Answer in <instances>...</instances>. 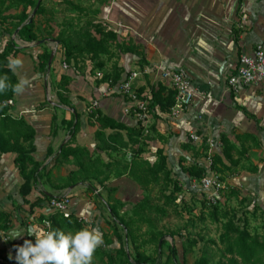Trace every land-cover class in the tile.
Masks as SVG:
<instances>
[{"label": "rangeland", "instance_id": "rangeland-1", "mask_svg": "<svg viewBox=\"0 0 264 264\" xmlns=\"http://www.w3.org/2000/svg\"><path fill=\"white\" fill-rule=\"evenodd\" d=\"M24 6L28 7L26 14ZM40 8L45 9L42 15L37 14ZM249 13L263 25L264 0H29L4 14L8 21L0 23V57L4 58L0 67L11 70L12 75L0 70V77H6L10 85L28 79L30 86L42 90L45 103L33 101L31 106L49 105L50 99L68 107L64 101L69 102L66 95L72 92L73 79L67 89L60 88L50 80L54 67L58 68L60 82L63 75L71 74L82 79L85 86L90 84L94 91L106 87L111 97H120L119 85L127 70L141 72L149 90L166 91L164 81L160 80L162 70H186L199 82V88L195 85L194 88L200 100L183 109L181 119H173L171 109L152 112L150 123L145 125L128 116L135 124H125L127 130H106L104 137L96 136L90 153L100 163L85 174L84 180L76 174L80 179L74 184L80 186L78 192L66 187L71 182L70 174L62 180L61 192L55 195L69 196L73 204L77 200L86 204L85 215L76 217H83L85 227L102 236L100 253L93 255L92 264H111L108 254L116 256L120 250L125 251L126 257H135L125 232L119 229L116 237L107 224L112 219L108 205L121 206L124 214L141 201L149 203L150 223L143 233H148L146 241L152 242L144 250L153 255L158 244L164 245L163 264H229L221 241L229 221L264 237V115L259 120L249 112V118L256 119L257 124L246 130L233 128L215 114H209L224 100L227 78L238 61L230 41L231 28L238 25L249 30L252 27ZM23 16L35 22L33 32L39 35L38 40L31 41L22 27L13 26ZM243 17L247 22L240 24ZM94 38L99 43H93ZM44 55L49 57L46 72L41 69ZM9 57L20 59L22 65L10 69ZM63 64L69 69L64 70ZM17 96L12 105L10 100L2 103L12 118ZM94 103L98 101L92 100L88 105L86 120L97 131H103L99 128L98 113L103 114ZM70 108L75 109L72 105ZM76 116L74 130L81 124V115ZM136 127L140 129L136 131ZM245 135L255 138L238 141V137ZM193 137H199L200 141ZM223 138L235 144L240 152L233 153L232 161L225 160L216 166L217 175L229 189L227 194L221 193L216 205H211L206 194L190 188L192 180H185L182 172L188 174L186 170L196 165L207 168L212 157L214 160L222 156ZM30 144L21 142L25 149ZM134 156L144 168V177L151 181L148 189L142 188L131 175L134 172L136 176L139 168L133 164ZM162 157L167 158L168 167L155 175L151 167ZM66 163L74 167L73 171H78L81 164L78 159ZM83 185L90 188L85 190ZM2 198L0 194V213H10V228L0 231V264H17L16 246L23 245L25 240L35 242L27 234L29 226L38 224L44 228L45 216L39 210L43 207L37 200L25 209L18 192L10 194L7 204ZM106 234L114 238L113 245L104 244ZM171 249L177 251V256L171 254ZM123 261L124 256H116L113 264Z\"/></svg>", "mask_w": 264, "mask_h": 264}, {"label": "trees", "instance_id": "trees-1", "mask_svg": "<svg viewBox=\"0 0 264 264\" xmlns=\"http://www.w3.org/2000/svg\"><path fill=\"white\" fill-rule=\"evenodd\" d=\"M27 2H29V0H0V23L8 21V18L4 17L5 13H7L12 8H19L21 5H24ZM27 10L28 7L24 6L23 14ZM44 12L45 9L40 8L37 14L42 15ZM35 25L36 24L34 21L31 22L28 18L26 19V16H23L20 17L19 21H16L13 26L15 28L22 27L23 31L27 32L30 40L36 41L39 39V35L33 32ZM99 34L104 36V33L101 31ZM235 35L236 37H239L240 30L236 31ZM92 41L93 43H99L95 38L92 39ZM66 60H68V57ZM3 61L4 58L0 57V65H2ZM48 61L49 57L44 55L41 64V69L43 72H46L48 69ZM0 70L5 74L7 73L12 75V71L9 69L3 70L0 67ZM130 71L131 70L125 71L122 80L126 74H129ZM70 82L71 77L69 75H63L61 82L59 83V87L67 89V86ZM143 90V88L140 90V95L145 93ZM165 93V89L152 91L151 109L153 112H156L157 108L159 111H169L174 105L176 93L174 91H169L167 94ZM15 95L16 93L12 91L11 87L6 89L3 93H0V155L12 154L16 156L14 164L23 178V184L20 187L19 195L22 203L29 205L30 202L28 198L32 194L34 184L37 182L39 177V169L41 165L39 162L33 160L30 151L31 146L28 149H25L21 145V142H31L35 136V131L30 126H28L24 120L13 119L8 113V108L2 105L4 101L8 102L9 100H12ZM64 103L67 105L69 104L67 101H64ZM242 111L244 114L249 116V114L244 109ZM98 116V124L100 126L99 128L103 131H97V137H104V132L106 130H111L114 132L127 130L124 124L114 119L105 117L101 115V113H98ZM7 127H9V129L4 132ZM139 129V127H136V131ZM251 138L255 137H252V135L240 136L238 137V141L242 140L247 142V140H250ZM222 140L224 144L222 156H216L214 157V160L212 157V170L215 174H217L215 170L217 169L216 166H218V164H224L223 161L225 160L228 162L232 161L233 153L240 152L239 148L235 144L231 143V141L226 138H223ZM76 159L80 160L81 162V164L78 165L79 172L72 171L70 173L71 176H69V180L71 182L66 187H72L77 183V179L79 178L76 177V174H80L84 180V178L87 177L85 174L90 173V169H96L98 163H100L99 159L95 158V156L92 155L89 150L85 148L81 149L80 147L75 148L72 147L71 144H66L62 148L61 153L58 156L57 163L58 165H64L66 162L76 161ZM135 163L139 168L136 169V176L134 172L131 173V175L132 177H136V182L141 185L142 188L148 189L151 181L148 177H144V168L138 164L137 159L134 156L133 164ZM162 164L165 168L161 167ZM166 166L168 167L167 158L162 157L160 162L156 163L154 167H151L152 173L157 175L159 172H161V169H167ZM206 170L207 169L202 165L192 166L190 169L186 170L189 175L185 174L183 171L182 177L188 181L200 180L205 176ZM100 173L101 172H99V174ZM167 174H171V172L168 171ZM43 197L46 201L50 200V198L46 195H43ZM31 206H33V204H31ZM108 208L112 219L107 221V224L112 228V230H114V235H116V237L119 236V229L123 230L134 248L135 257H132L131 255L126 257L124 250L116 251V256L125 257V261H123L121 264H163V260L165 258L164 245L158 244L156 252L153 255H147L146 251L144 250V246L152 242L150 240L146 241V238L150 237V235H148V233H143L144 228L150 223L147 212L148 210L152 209V207L149 205V203L147 201H141L132 209L130 213L124 214H121V206L116 207L108 205ZM43 220L50 221V231L59 229L67 234L69 232L72 233L78 232L82 229H87L82 223V220L77 218L74 213L69 217H64L60 213H53L46 218L44 217ZM9 225L10 213H0V231H8L10 228ZM103 239L104 244L106 245L114 244V238L110 237L109 234L104 235ZM221 241L225 246L226 258L229 264H264V237L258 234H252L247 228L236 227L234 221H229V223L225 225V231L222 235ZM99 253L100 248L97 247L93 255H98ZM171 254L177 256V251L175 249H171ZM116 256L108 254V258L110 259L109 262H111V264H113Z\"/></svg>", "mask_w": 264, "mask_h": 264}, {"label": "crops", "instance_id": "crops-1", "mask_svg": "<svg viewBox=\"0 0 264 264\" xmlns=\"http://www.w3.org/2000/svg\"><path fill=\"white\" fill-rule=\"evenodd\" d=\"M249 18L252 23V27L249 30L240 29L238 25H233L231 28L230 41L233 48L237 51L238 61L228 76L227 81L235 73L241 55H250L257 45H264V23L263 25H259V22H257L252 13H249ZM240 22H247V18L243 17ZM239 30L240 35L236 37L235 33ZM57 66L59 67V64ZM61 67L63 68V65ZM52 72L53 76L50 80L54 84L59 85L61 76L58 68L54 67ZM185 72L194 80L195 87L197 86L199 88V82L193 75L186 70ZM69 76L73 80L71 83L72 92L66 95L67 99H69L68 107L58 105V101H51L50 99L48 100L49 105H44L43 107H39L38 105L31 106L36 102L44 104L46 97L44 92L39 90L38 87L34 88L33 86L27 85L24 91L16 97L15 107L11 111L13 118L23 119L35 131L34 138L29 142L31 143L30 146H32L30 151L33 160L39 162L41 165L39 177L34 184L32 194L28 198L30 204H25L24 208L26 209L38 200L43 207L39 210L42 211L45 218L50 215V210L48 202L44 200L43 195H46L50 199L58 197L55 194L61 192L59 189L62 180L66 179L74 170V167H71L67 163L63 166L58 165L57 159L62 148L66 144H71L72 147L85 148L91 152L96 144L95 138L98 129L95 128V125H90L86 120V113L89 110L91 101H98V106L103 116L114 119L124 125L133 126L135 124L134 120L124 112L125 101L122 97H111L106 91V87L100 91H94L90 87V84L85 86L82 79L74 75L71 76V74ZM163 84L166 88L165 94L173 91L166 82H163ZM74 87L76 88L73 89ZM136 88L139 92H141L140 90L142 88L145 93H152L153 91L148 89L143 76L136 82ZM55 93L57 97L58 92ZM33 97L35 100L32 99ZM199 98L197 91L194 101H199ZM33 101L34 103H32ZM71 105L75 109L70 108ZM243 109L248 114L250 112L259 118V120H262V115H264V82L246 87L237 95L229 93L226 88L224 100L219 105L214 106L209 114H215L216 118L230 124L233 128L246 130L255 128L257 124L256 119H250L248 115L244 114ZM156 111L160 113L158 108ZM77 114L81 115V124L78 129L74 130L78 120ZM15 158L16 156L12 154L4 155L2 158L0 157V194L3 196L2 199H4L3 202L5 204L8 203L10 194L19 193L20 187L23 184V178L14 164ZM83 186L85 190L90 188L88 185ZM79 189L80 186L78 185H73L69 188L74 193L78 192ZM81 201L83 202V200ZM103 201L104 204L107 202L105 199ZM86 208L87 205L78 202V200L73 204V211L76 216L85 215ZM92 211L93 209L91 208V212L89 213L92 214Z\"/></svg>", "mask_w": 264, "mask_h": 264}, {"label": "built area", "instance_id": "built-area-1", "mask_svg": "<svg viewBox=\"0 0 264 264\" xmlns=\"http://www.w3.org/2000/svg\"><path fill=\"white\" fill-rule=\"evenodd\" d=\"M63 69L68 70V65L63 64ZM142 77L138 71H130L126 74L119 85V95L125 101L124 112L127 116H133L136 121L144 125L150 123L151 98L152 93L139 94L136 82ZM161 80L166 82L176 93L175 103L171 108L170 115L177 119L182 114L183 109L191 107L195 100L196 90L192 78L185 71L162 70ZM264 82V45L259 44L255 47L252 54H243L239 58L238 67L227 81V91L234 95L239 94L244 88L258 85ZM9 104H14L13 100ZM98 106L97 103H94ZM197 142L199 137H193ZM212 146H214L212 144ZM205 176L200 180H192L190 188L196 192L206 194L211 205H216L221 199V193H226L229 189L227 183L221 181L220 177L212 170L210 161L206 168ZM50 215L60 213L64 217H69L74 213L73 201L69 196L53 197L48 202ZM83 220V217H79ZM45 230H51V223L48 220L43 222Z\"/></svg>", "mask_w": 264, "mask_h": 264}, {"label": "clouds", "instance_id": "clouds-1", "mask_svg": "<svg viewBox=\"0 0 264 264\" xmlns=\"http://www.w3.org/2000/svg\"><path fill=\"white\" fill-rule=\"evenodd\" d=\"M21 65L20 59L9 57L10 69L15 70ZM29 84L28 79H21L11 86L6 77H0V93L11 87L18 95ZM27 234L34 237L35 242L25 240L23 245L16 246L17 264H92L93 254L103 242L101 234L95 229H82L75 234H66L59 229L48 231L38 224H33L27 229Z\"/></svg>", "mask_w": 264, "mask_h": 264}]
</instances>
